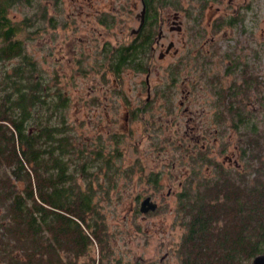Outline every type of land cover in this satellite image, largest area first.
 Masks as SVG:
<instances>
[{
  "label": "trees",
  "instance_id": "1",
  "mask_svg": "<svg viewBox=\"0 0 264 264\" xmlns=\"http://www.w3.org/2000/svg\"><path fill=\"white\" fill-rule=\"evenodd\" d=\"M15 1L0 0V264H94L93 257L77 262L73 253L83 254L94 240L104 243L97 232L102 223L86 219L95 205L89 169L102 161L76 143L66 114L69 95L27 54L17 35L20 23L6 15ZM136 49H116L110 70L144 71L137 65L148 46ZM239 120L244 127L246 119ZM261 122L252 117L246 160L252 169L218 171L213 161V176L189 179L178 192L177 212L185 224L175 249L179 264H251L264 249ZM101 152L93 155L104 157Z\"/></svg>",
  "mask_w": 264,
  "mask_h": 264
},
{
  "label": "rangeland",
  "instance_id": "2",
  "mask_svg": "<svg viewBox=\"0 0 264 264\" xmlns=\"http://www.w3.org/2000/svg\"><path fill=\"white\" fill-rule=\"evenodd\" d=\"M91 2L93 8L85 0H31L30 5L16 0L7 9L8 16L20 23L17 35L27 54L50 83L56 82L69 95L66 114L76 143L86 144L93 161H102L100 168L89 169L95 205L86 219L102 223L97 232L104 243L94 240L88 250L73 257L77 262L93 257L94 264H179L175 249L185 224L177 212V194L189 179L213 176L217 172L213 159L230 154L239 135L221 132L229 139L225 149L189 146L178 109L165 111L172 93L178 94L176 102L180 97L179 86L171 91L165 85L166 60H156L149 70L146 100V71L125 69L117 75L107 68L104 47L120 44L126 35L120 33L119 1ZM125 4L131 12L127 16L133 17V4ZM95 8L98 13L103 8L116 13L117 20L109 27L99 25L92 15ZM98 151L104 157L93 155ZM202 153L204 158L199 157ZM243 166L248 171L254 163L244 161ZM150 193L158 203L142 212L139 203Z\"/></svg>",
  "mask_w": 264,
  "mask_h": 264
},
{
  "label": "flooded vegetation",
  "instance_id": "3",
  "mask_svg": "<svg viewBox=\"0 0 264 264\" xmlns=\"http://www.w3.org/2000/svg\"><path fill=\"white\" fill-rule=\"evenodd\" d=\"M85 1L93 8L91 0ZM118 1L122 8L118 21L123 22L120 33L126 35L120 44L104 47L107 68L112 69L109 59L116 49L140 50L147 45V54L137 65L147 72L146 100L150 97L149 70L156 60L165 59V85L171 91L180 87L177 102L174 98L178 94L172 93L165 111L178 109L187 144L203 151L212 145L225 149L229 139H223L221 132H245L238 136L230 154L213 160L215 170L246 171L243 164L250 152L243 154L242 150L252 146V117H264V0ZM130 2L134 8L132 25L125 4ZM97 10L92 15L99 25L111 26L116 13ZM126 68L131 69H121ZM242 118L246 119L244 127L239 120ZM147 196L158 203L154 194L142 198Z\"/></svg>",
  "mask_w": 264,
  "mask_h": 264
},
{
  "label": "water",
  "instance_id": "4",
  "mask_svg": "<svg viewBox=\"0 0 264 264\" xmlns=\"http://www.w3.org/2000/svg\"><path fill=\"white\" fill-rule=\"evenodd\" d=\"M155 207L156 203L153 202L149 196H147L141 200L139 210L145 212L148 210V208L154 209ZM251 264H264V249L252 258Z\"/></svg>",
  "mask_w": 264,
  "mask_h": 264
}]
</instances>
